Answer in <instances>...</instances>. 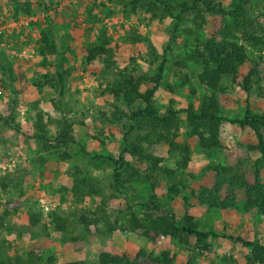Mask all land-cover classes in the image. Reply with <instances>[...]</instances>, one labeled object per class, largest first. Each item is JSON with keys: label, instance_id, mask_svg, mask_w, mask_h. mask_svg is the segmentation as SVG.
I'll return each instance as SVG.
<instances>
[{"label": "rangeland", "instance_id": "rangeland-1", "mask_svg": "<svg viewBox=\"0 0 264 264\" xmlns=\"http://www.w3.org/2000/svg\"><path fill=\"white\" fill-rule=\"evenodd\" d=\"M28 1L26 8L14 0H0V25L26 19L8 35L0 36L4 42L0 45V114H7L10 122L26 133L0 135V260L10 259L11 264H97L98 253L104 250L119 255L120 264H251L247 256L252 244L233 237L254 240L264 247V218L242 211L240 192L244 189L239 182L230 181L232 174H240L245 184L264 182V160L250 148L255 135L248 126L223 120L221 145L214 148L200 147L189 134L184 107H196L211 93L194 74L189 83L180 84L174 73L173 59L195 41L183 30L193 26L189 18L178 22L176 37L164 51L171 19L151 17L140 0ZM230 1L223 0L227 5ZM248 7L253 22L261 25L264 33V0H249ZM204 18L197 30L201 38L211 30L212 17ZM221 21L219 16L213 19ZM43 34L54 48L41 54ZM103 38L109 41L104 51L86 61L85 46L100 44ZM244 44L248 60L238 69L236 81L224 75L223 89L215 92L218 113L227 117H240L246 103L252 112H264V42L259 47ZM258 55L256 82L252 80L245 92L238 81ZM162 58V78L153 101L159 113L168 104L177 110L174 141L188 146V160L184 166L177 165L181 151L160 141L146 148L161 156L159 168L151 169L146 151L140 157L121 151L123 137L133 141L139 130L129 127V108L117 92L120 82L115 73L125 66L127 71L150 75ZM104 59L111 63L105 65ZM55 61L65 74L61 94L53 80ZM182 70L197 71L198 67L188 62ZM147 86L142 84L140 89ZM102 89L109 91L102 95ZM62 119L70 123L72 139L66 145L48 146L61 129ZM120 151L140 171H151L153 183L131 178L111 189L113 163L102 158H116ZM60 152L66 154L60 157ZM214 165L226 168L225 182L219 188L220 192L235 191L236 208L207 207L192 196L184 200L192 189L218 184L222 176L216 174ZM148 203L155 206L147 208ZM185 206L199 228L213 232L197 244L193 235H186L188 242L181 243L161 232L151 231L149 238L140 228L116 227L127 220L130 211L138 216L146 211H170L179 221ZM91 211L98 219L87 230L76 216H91ZM54 213L65 220V231L54 228ZM31 217L36 219L34 224H30ZM107 223L114 228L105 231ZM21 232L35 239L25 255L15 248Z\"/></svg>", "mask_w": 264, "mask_h": 264}, {"label": "trees", "instance_id": "trees-1", "mask_svg": "<svg viewBox=\"0 0 264 264\" xmlns=\"http://www.w3.org/2000/svg\"><path fill=\"white\" fill-rule=\"evenodd\" d=\"M17 4H23L24 7H29L28 0H14ZM140 3L146 6L151 17L168 16L171 19V27L168 30V39L163 46V50L169 49V42L173 41L176 37V29L178 22L189 18L192 27L185 26L184 31L191 33L195 39L193 45L184 50L180 57L173 59V65L176 67L174 73L180 78V84L189 83L191 74H194L198 81L207 86L211 93L204 95L198 105L193 107L188 104L184 107L185 120L188 127V132L193 135L197 143L202 148H214L221 145L219 133L220 125L223 120L237 123L240 126H248L252 129L255 135V143L250 148L258 153L261 160H264V112L255 113L249 108L246 103L243 113L240 117H227L218 113L219 102L215 92L223 89L221 79L224 75H229L231 81H236V75L241 65L248 60L247 50L244 42L250 45L259 47L264 42L263 27L255 22L251 17L249 11V0H231L229 5L225 4L223 0H140ZM206 16H211L212 21L209 25L211 28L206 37L201 38L198 36L197 30L204 24ZM221 18V22H213L217 17ZM260 30V33L257 31ZM240 38V40H239ZM43 41V49L40 53L43 54L45 50L51 51L54 47L46 37L45 34L41 36ZM109 43L108 39L103 38L102 43H88L85 46V60L91 61L101 52L104 51L105 45ZM261 56L258 55L252 65L241 76L238 85L248 92L250 89V82L256 74V65L258 64ZM164 59L158 63L155 71L150 74L133 73L127 71L124 66L122 69L116 71V76L120 82V87L117 89L119 96L124 100L125 105L129 108V119L131 122L129 127L139 130V133L133 141L128 137H123L122 152L127 150L132 154L142 156L146 151L149 158H151L150 168H159L160 155H154L147 151V146L165 141L170 147L177 148L181 151L182 157L177 161V165L184 166L188 160V146L186 144L180 145L174 141L176 135L175 129L179 122L177 110L171 104H168L165 111L158 112V109L153 101V93L160 79L162 78V65ZM188 62H192L198 67L197 71L182 70L186 67ZM105 65H109L111 61L104 59ZM4 67V63H1ZM54 77L53 80L58 85V94L63 91V80L65 79L64 72L60 69V63L55 61ZM254 81V80H253ZM256 82V81H254ZM148 83L149 86L143 90L140 89L142 84ZM108 88V87H107ZM193 91V87L190 86ZM108 89H102L101 94L105 95ZM247 99H245L246 101ZM137 102L132 105L133 102ZM59 102V99H57ZM171 100H169V103ZM5 122L14 128L17 127L10 122L9 118L2 117ZM61 129L55 135L54 142L49 143L48 146L53 148L59 145H66L72 139L69 133L70 123L62 119ZM146 142V146L142 145ZM129 146V147H128ZM119 152L117 157L109 155H95L101 156L102 159H109L113 163L112 166V180L109 183L111 189H117L122 186L124 182L131 178L147 180L150 184L153 183L151 171H140L128 163L122 154ZM66 153L60 152L59 156L63 157ZM216 174H220L222 179L212 187L200 186L198 190H191L190 195H185L184 200L188 196L194 197L197 202L207 207H215L222 210L228 208H236L235 199L237 198L235 191L229 190L227 192H220L219 184L225 182L224 172L227 171L224 166H213ZM166 170V169H165ZM122 173H124L123 176ZM82 180V179H81ZM231 183L239 182L244 190H242L240 198H242L241 209L248 213H258L264 218V182L260 183L255 181L254 184L246 183L243 181L240 174L231 175ZM187 204V201L184 203ZM150 208L153 203L146 204ZM95 211H91V216L85 213H78L76 218L78 223H82L85 229L88 230V225L97 221ZM61 218V219H60ZM36 219L30 218V224H34ZM53 226L56 230L65 231V220L53 214ZM117 228L134 230L141 229V234L145 237L152 238L150 232H161L166 236L177 239L181 243H187L186 235H193L196 241L201 242L208 234H213L210 230L199 228L197 221L191 214L188 213L186 206L181 219L177 221L174 214L167 211L162 214H155L151 211H146L143 216H138L130 211L126 221L118 223ZM114 228V224L107 223L105 231H110ZM232 237V235H228ZM75 237L73 236L72 239ZM233 238L241 240L244 244H252V252L247 256V260L251 264L255 262L264 261L263 245L254 241L234 236ZM163 258L168 261L166 252L162 253ZM122 259L117 254L108 253L104 250L99 251L97 257V264H120ZM0 264H11L10 259L0 260ZM76 264V262H72ZM125 264H132L125 262Z\"/></svg>", "mask_w": 264, "mask_h": 264}, {"label": "crops", "instance_id": "crops-1", "mask_svg": "<svg viewBox=\"0 0 264 264\" xmlns=\"http://www.w3.org/2000/svg\"><path fill=\"white\" fill-rule=\"evenodd\" d=\"M9 57V56H8ZM12 102H14V100H12ZM2 117H6L7 118V114H0V135H21L24 134L26 135V133H24L23 129H14L12 128L8 122H5ZM231 126H233L231 124ZM21 223L23 221H20ZM32 241L34 242L35 239H31L28 236H26L25 232H21L19 239L17 240V245L15 246L16 250H18L21 254L23 253L25 255V250H27L31 244Z\"/></svg>", "mask_w": 264, "mask_h": 264}, {"label": "built area", "instance_id": "built-area-1", "mask_svg": "<svg viewBox=\"0 0 264 264\" xmlns=\"http://www.w3.org/2000/svg\"><path fill=\"white\" fill-rule=\"evenodd\" d=\"M19 22H26V19H23V20H11V21H7V22H4L0 25V36L3 37L4 35H8L11 30L13 29H16V25L19 23ZM21 37V36H20ZM1 39V38H0ZM3 40V39H1ZM4 42L3 41H0V45H3Z\"/></svg>", "mask_w": 264, "mask_h": 264}]
</instances>
